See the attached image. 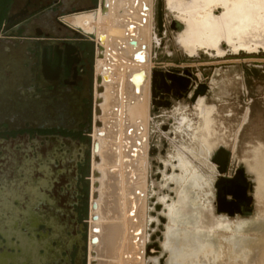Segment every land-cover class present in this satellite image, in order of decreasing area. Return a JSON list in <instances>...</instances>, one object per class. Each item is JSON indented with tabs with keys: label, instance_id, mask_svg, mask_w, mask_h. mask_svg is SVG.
Here are the masks:
<instances>
[{
	"label": "rangeland",
	"instance_id": "rangeland-1",
	"mask_svg": "<svg viewBox=\"0 0 264 264\" xmlns=\"http://www.w3.org/2000/svg\"><path fill=\"white\" fill-rule=\"evenodd\" d=\"M8 1L0 0V21L5 18L9 10L1 5ZM154 1L157 6L158 0L151 2L149 0H141V2L139 0H107L110 11L108 15H102L103 20L99 25L100 30L106 32L102 30V27L110 20L109 30H114L118 26L123 33L119 38L114 35L117 39L115 45L111 43L114 37H111L108 43L114 51L116 68H114L112 82L107 84L106 99L103 104L104 114L100 116L107 132V136L102 141L103 162L101 166L105 172L104 181L110 187L105 185V194L99 210L100 222L108 236L111 234L109 229L114 227L112 231L114 237L111 234L113 238L110 236L112 241L107 243L105 254L101 255L97 251V257L93 256V252L91 253L93 248H90V238L93 234L91 196L94 170L93 144L96 131L94 111L91 135L83 140V143L89 144L91 148H86L84 156H81L83 153L81 151L71 159L64 158L68 149L63 142H57L55 149H52V143L47 144L43 140L29 141V136L24 142V138L18 136L30 129L10 128L6 124L7 128L2 134L8 138L18 137L13 141L12 147L19 164H12L5 143H0V173L6 174L7 179L11 181L9 189L4 188L0 181V201L6 203L1 206L0 210H6L9 206L12 209L0 213V217L8 215L12 223L11 230H3L0 225V264L30 263L29 259H23L24 256L21 253L29 256L27 251H29L28 246L31 240L27 237L18 240L17 237L20 223L17 212L30 208V213H33L36 219L38 217L57 218L60 226L72 237L73 243L70 246L72 256L76 254L79 242L84 241L85 245L82 249L86 252V257L82 264H92L90 261L94 258L101 259L102 264H264V67L255 69L251 62H264V57H245V59L239 58L238 60L224 57L213 60H190V56H184L199 53L204 57L205 54L216 55L221 51L217 48L200 46L197 47L195 53H191L186 50L185 44H183L184 49H181L179 43L175 41V31L169 29L163 35L164 45L155 48V52L157 53L160 49L166 53L167 58L177 54L179 60L167 63L169 60L165 58L158 67L191 64L198 70L197 75L200 82L208 84L216 81L214 88L203 95L205 99L200 100V105L197 106L200 109L197 113L193 112L190 103H187L189 107L187 115L193 132L174 139L175 144L187 150L180 149L184 153L183 156L175 152L170 154L168 161L173 172L165 175L163 168L161 169V163L166 162L164 151L160 152L163 142L158 137L156 126L165 123L168 118H174L172 123L177 127L180 113L164 107L155 110L156 116L151 133L150 71L154 65L151 59ZM255 1L262 5L261 0ZM218 2L215 4V0H211L210 6H206L202 11L199 6L195 18L202 21L209 13L214 16L225 14L230 4L228 2L225 4L224 0ZM202 3L205 4V1H202L200 5ZM117 7L121 8L120 11H124L123 17L115 16ZM233 7L230 6V10ZM197 9L198 7H195V10ZM132 10L138 11L139 16L135 19L129 14ZM242 10L241 16L237 15L238 19H240L239 16L243 21L249 18L250 25L263 26L261 28L264 29V16L261 9H257V14L261 15L259 19L262 22L260 23L257 18L255 20L254 14L246 13V10L256 12V7L244 6ZM38 13L37 15L40 16L34 21L39 26L49 27L55 24L54 18L48 19L44 12ZM165 14L164 20L168 26L173 16L167 10ZM174 15L180 18L176 11ZM180 19L183 20L182 17ZM251 28L248 27V29ZM70 36L78 38L74 32ZM133 42H136V45ZM80 44L82 48H85L86 56L92 57L93 44L86 41ZM228 50H230L229 46H227ZM137 53L143 54L145 60L137 59ZM171 53L174 54L171 55ZM230 61L249 65L243 68L224 66L228 64L222 65ZM90 62L92 64L91 77L94 78L95 106L93 105V109L95 110L96 73H99L95 59ZM203 64H213L215 70L212 68L208 75L207 72L211 67ZM247 67L256 70L259 78L252 80L250 75L253 73H250L251 70H247ZM140 70H144L146 78L141 81L140 85H136L133 78ZM213 74L214 76L211 77ZM27 81L24 80L23 87L28 88L29 82ZM177 100V98L174 99V104H177ZM36 111L35 106L30 103L23 111L8 109L6 121L13 126H24L30 119H37ZM31 136L34 137L33 134ZM23 142L25 144H22ZM166 145L164 144L163 147ZM27 146L33 148L31 154L25 151ZM151 146L156 149L155 153L151 154L154 164L152 178H156V182L150 186L149 191ZM220 146L231 151L229 175H232L240 165H244L248 171L253 188L250 193L255 197V215L252 218L240 216L231 219L228 215L222 214L216 219L212 216V202L215 201L217 195L214 187L217 170L212 157ZM188 153L194 156V163H191ZM21 157L35 161L36 171L32 178L41 184V191H36L40 201L36 202L38 204L35 207L24 206L21 200L30 185L25 183V179L23 181L19 179L16 168L18 167L19 170L20 167L22 176L26 174L31 176V168L20 164ZM44 161L47 162L48 173L43 170ZM37 187L40 190L39 184ZM12 195L14 201L11 202ZM225 216L229 221L220 223L222 217L225 218ZM208 218L214 219L215 224L211 223V219ZM34 229L37 238L40 234H46L49 238V225L44 226L37 223ZM43 240L41 237L38 238L39 242ZM57 241L60 242V239L57 238ZM149 242L161 248L158 250L151 248V254L154 256L152 261H149L146 255V246ZM55 243L52 239L50 241L46 239L45 246L40 251L48 257L53 253ZM50 263L46 262V264Z\"/></svg>",
	"mask_w": 264,
	"mask_h": 264
},
{
	"label": "flooded vegetation",
	"instance_id": "flooded-vegetation-1",
	"mask_svg": "<svg viewBox=\"0 0 264 264\" xmlns=\"http://www.w3.org/2000/svg\"><path fill=\"white\" fill-rule=\"evenodd\" d=\"M75 1L76 3L72 5L71 3L72 0H9L8 3L1 5L3 8H9V10L5 18L2 21H0V42H2L4 39H12L14 37L20 39H26L27 40L25 42V45L27 47L26 49L30 53L24 56V62L26 64V67H31V72H29L28 78L30 79L32 77V81H33L32 89L30 87L29 88L23 87V90L28 92L26 93V99L24 101V104L21 105L18 108V110H22V111L25 110L26 106H28L29 103L33 104L37 109L36 111L37 119L35 118L30 119L24 126H13V124L8 123L6 120L4 121V123H0V143L1 144L5 143L9 153L8 157L10 158L12 164L14 163L19 164L18 157L16 158L14 156L15 152H11L10 150V144H13V141L17 140L18 137H23L24 142L26 141V139H28L29 136L28 139L29 141L35 140L39 142L43 140L47 144L52 143L53 144L52 149H55V145L57 142L60 143L63 142L65 147L68 149V152L64 154L65 159L67 158L71 159L72 157H76L77 156L76 154L81 153V151H83L82 153L83 155L81 154V156H84L86 148L87 147L91 148L89 144L83 143V140L86 138V136L91 135L90 132L93 127L94 111H95L93 109V105L95 106L94 78L91 77L92 64L90 62L91 61L90 57L86 56L85 53L82 55V61L79 63L78 73L75 78L74 76L72 77L73 72L71 71L70 77H66L64 73H62V75H60L59 77V80H55L52 78L53 72H50L49 74L50 78H47L46 80L43 79L40 69L39 48L41 47L42 44L50 45L54 41L56 43L72 42L74 39L72 36H70L73 33L72 28H69L67 23L64 21V17H63L64 13H69L74 11L84 13L83 10L87 9L88 7L92 8L97 3V0H92L91 4L89 5L86 2H83V0H75ZM261 1H262V5L257 4L255 0H234V1L228 0V3L230 4V6H234V7H236L237 5L238 7L240 5L241 6L243 5V7L244 6L256 7V9L262 10V8H264L263 7L264 0ZM37 11L44 12L48 19L54 18L55 24L49 27H46L45 25L39 26L34 21L35 18H39L38 16H40L37 15L39 14ZM78 12L76 13L81 14ZM262 13L264 14V9ZM10 20L27 24V27L25 28L24 36L8 34V31L10 30L8 29V27L10 26ZM55 25H57L59 30H66L67 31L66 34L70 36V40L60 41L58 37L54 35ZM78 40L80 41V39ZM262 40L264 42V35L262 37ZM234 43L235 44L239 43L238 39H234ZM263 45L261 43L258 45L256 49H251V50L244 48L234 49L232 46L228 44L225 45V41L223 40L221 42V46L219 49L221 52L219 54L216 55L205 54L204 57H202L199 53L193 55H187V56H184V54H182V56L184 57L190 56V60H201V59L213 60V59H218L219 57L238 60L239 58L245 59V57H264ZM227 46H229L230 49L228 51H227ZM159 47H161V45L158 46V48ZM156 54L161 59V61H164V59L167 58L165 57L166 53L160 49L157 50ZM172 54L174 53H171V55ZM167 59L169 61L179 60L177 54H174L173 57ZM225 64H228V65H224L226 67L238 66L241 68L249 65L245 63H239L237 61H230L229 63H225ZM203 65H207V64H203ZM252 66L255 69L264 67V66L254 65L253 63ZM249 69L250 68L247 67V70ZM211 70L212 68H209V71L207 72L208 75L211 73ZM250 70H251L250 73H253L250 75V78L252 80L253 79L255 80V78L256 79L259 78V73H257L256 70H253L252 68ZM214 74L211 77H213ZM73 82H77V85L76 83ZM215 83L216 81L210 82L208 84L206 83L208 86L206 92L212 90V88H214L213 85ZM204 97L205 96H199L196 100H192V96L189 93H185L182 99L177 98L178 99L177 104H174L175 98H171L170 105L168 107H165L163 105L161 106L166 109H169L170 111H177L178 113H180V118L178 119L177 127L173 125L174 123H172L174 118H168L165 123H161L156 126L158 137L161 138V141L163 142L160 152L164 151V161L166 162L161 163L162 164L161 169L163 168L165 175H168L171 172H173L172 167L170 166V163L168 161L170 160L169 158L171 157L170 154L172 152H175L176 154L182 156L184 155V153L180 150L181 148L184 147H182L179 144H175L176 138H178V136L181 135L183 136V135L192 134L193 132V130H191L192 127L191 122H189L187 115L189 110L187 103H190L191 105L190 108H192L193 112L197 113L198 109H200L197 106L200 105L199 102ZM92 113H93V119H92ZM153 115L155 119L156 116L155 108H153ZM96 116L97 115L95 113V117ZM153 123L154 121L151 124V129H150L151 133L153 131L152 129ZM6 124H8L9 125L8 127L10 128L26 127L27 129H30L29 130L30 132L29 131L23 132V134H20L18 137L8 138L2 134V132H5L7 128ZM32 134L34 135V137L31 136ZM29 141L27 142L28 145L30 144ZM24 142L22 144H25ZM164 144L167 145L163 147ZM32 150L33 148L31 146H27V149L25 151L31 154ZM188 155L190 156L189 158L191 160V163H194L195 162L194 156H192L190 153H188ZM10 156H13V158H11ZM21 160L22 162L20 164H24L25 167L31 168V173H30L31 176H29V174L22 176L21 175L22 173L20 171L18 173L20 177L19 179L22 181L23 179H25V183L27 185H30L29 187H27L28 190L24 193L25 196L22 197L21 200L24 203V206L35 207V205L38 204L36 202L38 200L40 201V198L38 197L39 195L36 192L37 190H39L37 184H39V187L41 185L40 182H36L32 178L36 171L35 161H32L31 159L25 157L23 158L21 157ZM43 163L45 165V168L43 170L45 173H48L47 171L48 165L46 164L47 162L44 161ZM153 166L154 164L152 163V157H150L149 191H150V186H152L154 182H156L155 181L156 178H152L154 175L152 170ZM4 175L6 174L0 173V181L2 185H3L2 180ZM40 180L42 181V179H39V181ZM40 191H41V187H40ZM91 208H92V202H91ZM30 209L29 210L22 209L20 211L18 210L19 222H20L19 234L17 235L18 240L21 239L22 237H27L30 238L31 240V243L28 246L29 251H27L26 249V251L29 252V256H27V254L21 253L24 256L23 259L24 258L25 260L29 259L30 261L29 264H46V262L48 261L49 263L51 262L50 264H82L84 258L86 257V252L82 249L83 245H85L84 241L82 240L79 242V247L77 249V252L74 256H72L71 247H70L72 246L71 244L73 243L72 237L70 236V234L66 233L64 228L60 226L59 222L57 221V218L38 217L36 219L33 213H30ZM34 210L36 209L34 208ZM37 223H40L44 226L49 225L50 227V234L48 235L49 238L47 237L46 234L45 235L40 234V237L44 239L42 242L38 241V238L40 237L37 238L34 229V226ZM57 238L60 239V242L57 241ZM46 239H49V241L52 239L54 240V242H56L52 249L53 253L51 255H48V257L44 252L40 251V249L45 246L44 241H46ZM92 252L93 251H91V253ZM92 260L93 259H91L90 261L91 263Z\"/></svg>",
	"mask_w": 264,
	"mask_h": 264
},
{
	"label": "bare ground",
	"instance_id": "bare-ground-1",
	"mask_svg": "<svg viewBox=\"0 0 264 264\" xmlns=\"http://www.w3.org/2000/svg\"><path fill=\"white\" fill-rule=\"evenodd\" d=\"M202 1H204V0H170L171 6H174L178 9L182 10V12L184 11V14H182V12H180L179 15H180V18L181 17L183 18V21L186 24V31L183 32L182 34H180L179 41H180V43L185 44L186 50H189L191 53H195L197 51V47H200V46L215 47L219 50L221 40L223 38H225V39L227 38V41L231 42V38H232V40L234 39L232 37L234 34L236 36H238V38H239V39L237 38L239 43H237V44L233 43L232 47L234 49L235 48L236 49L246 48V49L251 50V49L257 48L259 43H262V44L264 43L262 40L264 29L261 28L263 26L257 27V26L250 25L251 20L249 18H246L245 24L238 26V28L234 27V26L228 28V24H227V29H224V30L217 29V27H216L217 24L219 25V23H223V24L229 23L228 19H230V18H228V16H230L232 18V21L230 23L238 22L239 19H238L237 15L242 14V12H243L242 9L244 8L243 5L242 6L240 5L239 7L237 5L236 7H233L231 10H230V8H228L229 10H227L226 14L224 16H221V17H215L214 15H211L212 13H209V14L205 15V17L201 21L200 19L195 18V11H196L195 7H198V9H199V6L205 7L204 3H202L200 5V3ZM209 1H211V0H209ZM218 1L219 0H215V4L218 3ZM224 1H225V4H227L228 0H224ZM103 2H105L106 6L103 5V7L99 10L100 12L97 11V12H99V15H96V13H94V12L92 13V15H89L88 13H81V14H75L73 16L65 18V20L68 23L74 25L72 28L81 30L83 33H86L88 35H91V36L93 35V38H94L96 45H97L96 50L100 51V56L98 58V62H97V66H96L99 74H98V77L96 78V83H97L96 95H97V97H96L95 113L97 116H96V121L94 122L96 124V131L94 134V144H93L94 170H93V179H92L93 189H92V196H91L92 197V223H93L91 228H92L93 234L91 233L92 236L90 238V245H91L90 248H93L92 254H93V256H96V257L98 255V252H100L99 254H101V255L105 254L107 243L111 242L112 238L114 237V234L112 233L114 227L112 228V227H110L111 225L109 226V228H112L109 230L111 231V234L113 235V237L111 234L108 236L107 233L105 232V229L103 228L104 227L103 224H101V222H100L101 221V217H100L101 215H100L99 210H100L101 200L103 199V195L105 194V185H106V182L104 181L105 172L102 168L103 166H101L102 162H103L102 141L107 136V132L104 129L102 121L100 120V116H102L104 114L103 104H104L105 99H106V87H107L108 83L112 82V79L114 76V68H116L115 67L116 66V58L114 56V51L112 50V48H110L108 46V43L110 41V38L111 37L113 38L114 35L117 38L122 37L121 35H123V33L120 31L118 26H116V27L114 26L115 27L114 30L112 29V30H109L106 32H102L100 30L101 27L99 28V25H100V22H102V20H103V16L108 15L107 12L109 13V11H110V7L107 5V0L103 1ZM98 8H99V5L97 8H95L93 10H96ZM263 9L264 8H262V12H263ZM239 10H241L240 11L241 13L237 12ZM230 11H231V13H229ZM246 13H251L252 15L254 14L255 20L257 18V21L259 23L262 22L259 19V17L261 15L257 14V9H256V12H254V13L249 12V11L248 12L246 11ZM164 15H165V13H164ZM240 16H239V18H241ZM263 16H264V14H263ZM250 18H252V17H250ZM263 20H264V18H263ZM96 22H97V26L95 25ZM204 25H207V29H208V26H212V27L210 30H207L206 28L203 27ZM155 26H156V1H154V17H153V24H152V36H151V59H152V62L154 63V65L150 71V126H151L152 122L154 121L153 105H152V99H153V96H152V74H153L154 68L158 67L159 64L161 63V61H157L158 58L154 55L155 47H158L161 44L164 45V40L161 39V37H159L158 33L155 30ZM248 27H252V28L248 29ZM219 30H220V32H219ZM220 34H221V37L218 39V36H220ZM228 36H229V39H228ZM133 44L136 45V42H133ZM111 58H112V60H111ZM136 58L141 60V61L145 60L144 55L140 54V53L136 54ZM169 62H171V61H168L167 63H169ZM211 65L213 67H215V65H213V64H211ZM167 66H170V65H167ZM167 66H165V67H167ZM190 66L194 67L191 64H190ZM72 77H73V75H72ZM145 78H146V75L144 73V70H140L134 76L133 82L136 85H140L141 81H143ZM155 150L156 149H153L152 146L150 147V157H151V151H155ZM7 185H8V187H6V188L9 189L10 186H9V184H7ZM107 185H109V184H107ZM107 185H106V187H108ZM24 186H25V184H24ZM108 188H110V187H108ZM38 191H40V190H38ZM213 191H214V189H213ZM13 197L14 196L12 195V197L10 199L11 202L14 200ZM213 208L215 209L214 206H213ZM212 209H211V213H212L213 218L218 217L216 215L215 210L214 209L212 210ZM190 210H191V208H190ZM207 214H208V212H207ZM208 219H211V223L214 222L213 224H215L216 221H214V219H212V218H208ZM216 219H218V218H216ZM208 221L210 222V220H208ZM223 221L228 222L229 219H227V217L225 216V218L222 217V219L220 220V223ZM112 226H114V225H112ZM152 247H154L156 250H158L153 242H151V243L149 242L147 244L146 255H147V257H149V261H152V259L154 257L150 251ZM92 264H102V261H101V259L98 260L97 258H94L92 260Z\"/></svg>",
	"mask_w": 264,
	"mask_h": 264
},
{
	"label": "water",
	"instance_id": "water-1",
	"mask_svg": "<svg viewBox=\"0 0 264 264\" xmlns=\"http://www.w3.org/2000/svg\"><path fill=\"white\" fill-rule=\"evenodd\" d=\"M209 2V0L205 1V7L210 6L209 4L211 3ZM97 7L98 3H96L92 8L95 9ZM156 7L157 15L155 30L158 33L159 37H161L162 39L163 35L166 34L169 29L175 31V41L179 43L178 45L181 47V49H184L183 43H180L179 41V36L186 31V24L182 19L174 15V11L180 14L182 10L171 6L170 0H166L165 2L164 0H158ZM205 7H200V10H204ZM166 10L173 16V20L168 26L166 25L164 20V16H166V14L164 15V13L166 12ZM198 11L199 9L195 11V15L198 13ZM229 13H231V11ZM182 14H184V11L182 12ZM225 14H222V16H224ZM228 18H230L228 19L229 23H219V25H216L217 29H227V24L228 28L233 26L238 28V26L243 25L246 22L243 21L242 18H240L238 22L230 23L232 21V18L230 16ZM26 27L27 24L10 20V26L8 27V29L10 30L8 31V34L24 36ZM203 27L207 29V25H204ZM211 27L212 26H208L207 30H210ZM72 31L76 35H78V39H80V42H90L93 44V48L97 47L93 35H88L75 28H72ZM220 37L221 34L220 36H218V39ZM232 37L234 39L238 38V36H236L235 34ZM234 39L232 40L231 38V42H228L227 38H223L221 42L224 40L225 45L228 44L230 46H233ZM80 42L72 41L56 43L54 41L50 45L42 44L39 48V58L43 79L47 80V78H50V72H53L52 78L55 80H59V77L60 75H62V73H64L66 77H70L71 71L73 72L72 75L75 78L78 73L79 63L82 61V55L86 53L85 48L81 47ZM161 46L163 45L161 44ZM204 47L215 48L208 46ZM154 55L158 58L157 61H161L156 53H154ZM252 63L257 66H264V62ZM224 64L225 63H223L222 65ZM210 67L214 68L212 65ZM197 73L198 70H196V67H191L190 65H171L169 67L167 66L154 68L152 74L153 108L157 110L162 105L168 107L170 105L171 98L182 99L185 93L192 94V100H196L199 96L205 95L208 86L205 82L199 81V76L197 75ZM73 83H76L77 85V82ZM153 153H155V151H151V154ZM230 156L231 151L229 149H226V147L224 146H220L213 154L212 162L216 166L217 170L216 180L214 181V187L216 189L217 195L215 197V201L212 202V205L215 207L217 216L226 214L231 219L240 216L252 218L255 215V197L252 193H250L253 191L252 181L250 180L248 171L244 165H240L236 170L233 171L232 175H229L228 167L230 164ZM154 245L157 247V249H161L157 244Z\"/></svg>",
	"mask_w": 264,
	"mask_h": 264
},
{
	"label": "crops",
	"instance_id": "crops-1",
	"mask_svg": "<svg viewBox=\"0 0 264 264\" xmlns=\"http://www.w3.org/2000/svg\"><path fill=\"white\" fill-rule=\"evenodd\" d=\"M91 1L92 0H83V2H86L88 5L91 4ZM103 1H106V0H97V3L99 5L98 9L93 10V8L88 7L87 9L83 10V12L88 13L89 15H92V13L94 12L96 13V15H99V12H100L99 10L103 7V5L106 6L105 2ZM139 1L141 2V0ZM151 1L152 0H149V2ZM71 3L72 5H74L76 1L72 0ZM120 9H121L120 7L116 8V11H115L116 17L124 16L125 14L124 11H120ZM76 12L78 11L64 13V16H63L64 20L66 17H70V16L77 14ZM78 13H82V12H78ZM107 14L109 13L107 12ZM129 14L131 18H134V19L137 16H139L137 10H132ZM221 16L222 15H219V16L215 15V17H221ZM125 19L127 20L128 18L126 17ZM109 21L107 23L103 22L105 23L102 27L103 31L109 30V24H110ZM65 22L67 23L69 28H72L74 26L68 23L66 20ZM66 33H67L66 30H59L57 25H55L54 35L58 37L60 41L70 40V36L67 35ZM26 41H27L26 39H20V38L14 37L12 39H4L2 42H0V123H4V121L6 120V111L8 109L18 110V108L24 104V101L26 99V93L28 92V91L23 90L24 80H28L27 81L29 82L28 88L30 87L32 89V84H33L32 77L30 79L28 78V74L29 72H31V67H26V64L24 62V56L26 54L27 55L30 54L26 49L27 48L25 45ZM73 41L80 42L77 38H74ZM111 43L112 45H115L117 43V39L114 37L111 40ZM96 49L97 48H94L92 57H90L91 60L95 59V63H97V60L100 56V51L99 50L97 51ZM96 77H98L97 73H96ZM11 146L12 144H10V150L11 152H14ZM16 171L17 173H19V171L21 172L20 167H19V170L17 167ZM17 180H14V181H17ZM2 181H3L4 187H8L7 184H9V186L11 184V181L7 179V175H4ZM3 204H6V203L2 202V204H0V208ZM4 210L5 209L0 210V213H2ZM8 210H12L10 206L5 211L8 212ZM17 216H18V212H17ZM0 218H1L0 225L2 226L3 230H11L12 223L10 221V218H8V215H4V216L2 215Z\"/></svg>",
	"mask_w": 264,
	"mask_h": 264
}]
</instances>
